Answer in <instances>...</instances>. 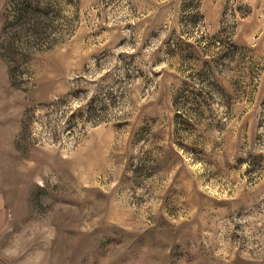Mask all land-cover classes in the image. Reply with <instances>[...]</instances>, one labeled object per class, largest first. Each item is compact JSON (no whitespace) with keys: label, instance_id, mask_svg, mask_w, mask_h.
I'll return each instance as SVG.
<instances>
[{"label":"rangeland","instance_id":"rangeland-1","mask_svg":"<svg viewBox=\"0 0 264 264\" xmlns=\"http://www.w3.org/2000/svg\"><path fill=\"white\" fill-rule=\"evenodd\" d=\"M0 264H264V0H0Z\"/></svg>","mask_w":264,"mask_h":264},{"label":"clouds","instance_id":"clouds-1","mask_svg":"<svg viewBox=\"0 0 264 264\" xmlns=\"http://www.w3.org/2000/svg\"><path fill=\"white\" fill-rule=\"evenodd\" d=\"M28 239H29V240H32V239H34V236H30Z\"/></svg>","mask_w":264,"mask_h":264}]
</instances>
